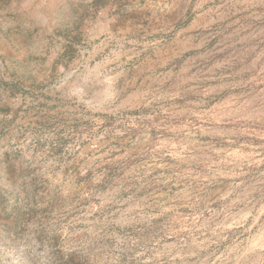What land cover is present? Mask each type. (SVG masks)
Instances as JSON below:
<instances>
[{
  "label": "rangeland",
  "instance_id": "obj_1",
  "mask_svg": "<svg viewBox=\"0 0 264 264\" xmlns=\"http://www.w3.org/2000/svg\"><path fill=\"white\" fill-rule=\"evenodd\" d=\"M0 264H264V0H0Z\"/></svg>",
  "mask_w": 264,
  "mask_h": 264
}]
</instances>
